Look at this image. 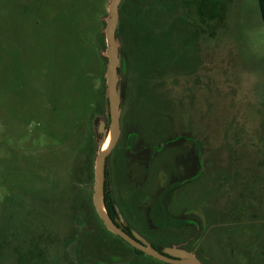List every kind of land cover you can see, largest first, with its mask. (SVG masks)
I'll list each match as a JSON object with an SVG mask.
<instances>
[{
  "label": "rangeland",
  "instance_id": "1",
  "mask_svg": "<svg viewBox=\"0 0 264 264\" xmlns=\"http://www.w3.org/2000/svg\"><path fill=\"white\" fill-rule=\"evenodd\" d=\"M110 1L0 0V264H59L46 230L54 238L61 233L67 207L72 217L76 208L93 207L95 157L109 135ZM163 1L119 5L122 134L131 125L148 141L171 136L181 143L189 138L170 133L194 128L202 153L217 160L210 163L216 193L224 175L237 177L239 168L250 175L245 193L254 187L247 206L256 199L257 215L264 213V27L257 0ZM124 144L104 165L123 204L130 187L121 167L134 168ZM164 158L172 163L181 155ZM228 187L236 198L235 185ZM206 190L198 186L181 200L198 205ZM243 212L242 225L229 220L235 212L210 228L205 250L214 264H264V216ZM96 226L97 219L86 227ZM174 238L159 237L166 244Z\"/></svg>",
  "mask_w": 264,
  "mask_h": 264
},
{
  "label": "flooded vegetation",
  "instance_id": "2",
  "mask_svg": "<svg viewBox=\"0 0 264 264\" xmlns=\"http://www.w3.org/2000/svg\"><path fill=\"white\" fill-rule=\"evenodd\" d=\"M120 71L121 68L118 66V73ZM119 83L118 77V85ZM121 112L120 98V133L106 158L105 164L106 162L107 164L109 163L110 155L121 140V143L123 141L125 143L121 146L124 150L125 159L130 164L132 163L134 168L128 170V168L121 167L120 172L124 173L126 177L127 183L125 182V184L130 187L126 191L127 197L122 199L126 201L124 204L114 198L108 185V172L104 170V207L110 219L119 229L129 235L137 245L149 246L155 250L160 254V258L144 252L121 236L108 230L94 206L92 189V208L84 206L87 211L83 208H76L75 210L79 212L72 217L73 215L71 216L67 207L62 216L63 226L60 229L61 233H58L54 238L46 230L48 241L51 240L49 241L50 243L54 242L58 245L55 252L58 263L185 264L182 263L185 258L177 254L183 251L188 255L194 256L202 264H214L213 259L208 256L205 250V247L207 248L206 241L212 235L208 233L210 228L222 225L218 224V222H226L225 218L235 214V212L238 215L228 219L238 221V223L246 220V218H242L243 211H247L248 215L250 213L254 214L252 215L254 218H256L255 216L260 218L262 215V213L257 215V206H260L258 205V200L255 199V204L250 207L246 203V198H250L251 193L254 196L253 186L247 190L250 191L249 196H245L244 188L249 183L247 180L250 175L244 174L239 168L237 177L235 175H224V184L221 182L220 185V180H218L220 190L216 193L214 181L210 182V180L214 179L211 175L212 171H214V165L212 166L210 163L217 162V160L214 156L210 160L202 153L201 148L198 147L199 139L195 135L194 128L190 127L188 132L178 129V131H175L176 133H170L174 134V137L180 135L189 138L183 139L181 143H172L173 137L171 136H164L160 140L156 138L158 141H148L149 139L140 137L138 130L131 125H128L130 130H126L127 132L123 136V125L120 122ZM107 117L106 121L109 123ZM170 134L167 133L166 135ZM107 136L110 137L108 134ZM173 152L176 155H181V158H174L176 161L172 163L166 162L164 157ZM182 153L184 154L183 158ZM222 167L224 168L223 165H218L219 171H222L220 169ZM258 173L256 171L254 175L258 176ZM231 183L235 185L237 194L236 198L233 199L230 197L228 187ZM198 186H203V191L205 187H208L206 194L201 196V201L198 205L190 202L188 206H185L182 202L183 200H181V194L186 195L184 199L186 201L191 197L193 190L198 189ZM210 186L212 187L210 188ZM219 198L222 199V202H219ZM208 199H210L209 202ZM71 204L72 208H74L78 203L76 200H71ZM96 219L99 221V226H96V229L92 231L86 227L90 226L92 221ZM69 229L72 230L71 234L68 233ZM102 230L105 231V234ZM162 233H172L175 238L168 244L160 242L159 237H161ZM35 236H38V233ZM250 238L253 239V245L255 246L257 244L255 241L257 235ZM241 242L243 243L244 241L242 240ZM243 246L241 245V247ZM69 248H72V250ZM257 250L261 252V248ZM260 252H257V254ZM242 253L244 252L242 251L240 256H243ZM253 254H255L253 258L258 260V255L255 252Z\"/></svg>",
  "mask_w": 264,
  "mask_h": 264
},
{
  "label": "water",
  "instance_id": "3",
  "mask_svg": "<svg viewBox=\"0 0 264 264\" xmlns=\"http://www.w3.org/2000/svg\"><path fill=\"white\" fill-rule=\"evenodd\" d=\"M122 0H111L108 7V15L106 18L105 27V39H106V50L105 55L108 59L105 68V78L107 87V101L106 106L109 109V135L110 140L107 147L102 150L103 143L101 144L98 153L95 157L94 162V184H93V202L94 206L99 214L100 218L111 232L121 236L123 239L134 244L144 252L160 258V254L149 246L137 245L135 241L119 229L114 222L108 216L104 203H103V182H104V164L108 154L111 152L116 140L118 139L119 129V118H120V93L118 89V66L120 64L119 55V43L116 37V30L119 22V5ZM104 123H100L99 129H103ZM178 255H182V263L185 264H202L194 256L188 255L185 252H178ZM162 258V257H161Z\"/></svg>",
  "mask_w": 264,
  "mask_h": 264
},
{
  "label": "trees",
  "instance_id": "4",
  "mask_svg": "<svg viewBox=\"0 0 264 264\" xmlns=\"http://www.w3.org/2000/svg\"><path fill=\"white\" fill-rule=\"evenodd\" d=\"M161 1H162L161 4H163L164 1H163V0H161ZM167 1H169V0H167ZM257 3H258V9H259L260 18H261V20H262V22H263V27H264V0H257ZM119 52H120V49H119ZM123 56H124V55H123ZM123 62H124V64H125V61H124V60H123ZM123 62H122V64H123ZM124 64H123V65H124ZM249 194H250V191H247V192L245 193V196L247 197V196H249ZM262 216H264V213H262ZM36 243H38V242L31 243V244L33 245V248L36 247V246H35ZM31 244H30V245H31Z\"/></svg>",
  "mask_w": 264,
  "mask_h": 264
},
{
  "label": "bare ground",
  "instance_id": "5",
  "mask_svg": "<svg viewBox=\"0 0 264 264\" xmlns=\"http://www.w3.org/2000/svg\"><path fill=\"white\" fill-rule=\"evenodd\" d=\"M109 140H110V137L108 136V137L106 138L105 142H104V145H103L102 150H104V149L107 147V145H108V143H109Z\"/></svg>",
  "mask_w": 264,
  "mask_h": 264
}]
</instances>
